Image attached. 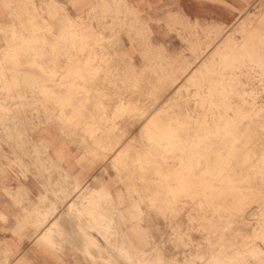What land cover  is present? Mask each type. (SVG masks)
Here are the masks:
<instances>
[{
	"label": "rangeland",
	"instance_id": "374dc122",
	"mask_svg": "<svg viewBox=\"0 0 264 264\" xmlns=\"http://www.w3.org/2000/svg\"><path fill=\"white\" fill-rule=\"evenodd\" d=\"M0 1L7 14L0 17V173L13 170L24 179L54 168L41 133L32 138L38 126L51 125L72 147L79 170L92 175L84 184L85 175L67 180L69 189L76 183L70 198L100 191L92 202L99 207L87 214L97 217L102 243L97 248L87 238L97 249L88 254L93 264H264V0H243L228 24L178 12L106 14L91 0ZM65 12L75 20L70 27ZM98 32L106 37H95ZM43 51L48 80L7 68ZM171 124L178 130L171 132ZM3 178L5 186L9 178ZM13 185L0 195L18 206L71 194L36 195L19 179ZM249 211L255 218L246 221Z\"/></svg>",
	"mask_w": 264,
	"mask_h": 264
},
{
	"label": "crops",
	"instance_id": "0c3cea01",
	"mask_svg": "<svg viewBox=\"0 0 264 264\" xmlns=\"http://www.w3.org/2000/svg\"><path fill=\"white\" fill-rule=\"evenodd\" d=\"M40 1L48 5L49 2L58 4L65 2V0H34L36 5ZM91 2L98 3L99 9H103L106 14L109 11H116L117 15L124 16L133 11L142 17L158 18L166 15L167 12H178L190 20H213L225 24L232 22L237 17V10L244 4L243 0H91ZM1 4L0 17L7 15L5 6ZM98 14H101V12L99 11ZM29 25L26 29L30 27ZM155 28L156 24H151V29L155 31ZM27 39H30L29 35H27ZM123 39L126 41L124 37ZM38 43L41 44L42 40H38ZM30 44L34 43L30 42ZM44 49H49L48 43L43 47ZM45 52L47 53V51ZM45 52L43 51L40 56L27 54L24 66L21 61H18L17 64L12 63L7 68L15 71L19 77L26 76V79L48 80L50 62L49 57L44 56L43 53ZM106 79H109V77ZM38 128L41 129L33 132L32 138L36 139L39 132L41 133L40 139H43L47 145L48 157L52 161L51 165H55L54 168L57 170L54 168L45 170L44 168L41 175L32 170L25 174L24 179L21 174L19 175L18 172L11 170L6 173L9 182H7L8 184L5 182V186L1 182L4 181L3 177L6 176L0 173V194H3L4 187L14 186L13 184H17V179H19L26 192H33L36 195L51 192L62 194L64 192L66 195L73 189V186L69 189V186L63 183L64 179L72 181L73 178L80 179L85 175V180H81V184H84L92 176L90 172L86 173L79 170L72 147L67 146L66 142H62L54 132L53 126L43 124ZM0 144H2L1 141ZM23 160L29 164V160ZM48 163L49 159L44 158L43 164L47 165ZM58 175L61 181L59 179L55 182L53 179L48 180L50 177L56 178ZM58 181L62 184L56 183ZM50 182L51 184H49ZM49 185H52V187ZM77 186L82 189L84 185H78L77 182ZM71 203H73L72 209L81 208L80 201L73 200L70 196L63 199V201L53 199L48 201L33 200L18 206L11 197L0 195V216L3 217L0 218V264H28V262L37 258L40 259L42 264H93L88 254L92 255V252L94 253L97 249L89 248L87 236L93 237L96 243H101L96 232L97 217L88 218L89 215L83 213L84 218L80 219L79 213L74 210L68 211ZM87 205L88 209L91 206L95 207L96 204ZM25 221L29 224L24 225L23 222ZM82 221H85V224ZM51 222H55L56 226L54 227L55 230L49 234L47 233V226ZM34 224L39 226L34 227ZM81 239L85 241L84 247ZM82 248H85L84 254L77 251V249L81 250ZM94 255L96 256V254Z\"/></svg>",
	"mask_w": 264,
	"mask_h": 264
},
{
	"label": "bare ground",
	"instance_id": "6f19581e",
	"mask_svg": "<svg viewBox=\"0 0 264 264\" xmlns=\"http://www.w3.org/2000/svg\"><path fill=\"white\" fill-rule=\"evenodd\" d=\"M63 16H64V18H65V25H66V27H70V26H72L73 24H75V23H73L75 20H74L73 18H71V17L67 14V12H65V13L63 14ZM116 17H117V16H116ZM3 36H4V34H3ZM94 36L97 37V38H99V39H102V38L106 37L105 35H103V34L100 33V32L96 33ZM3 40H4V39H3ZM217 40H218V39H217ZM35 42H36V41H35ZM37 42H38V41H37ZM37 42H36V43H37ZM104 42H105V41H104ZM214 42H215V41H214ZM31 45H34V44H31ZM105 45H106V44H105ZM214 45H215V44H214ZM209 47L211 48V46H209ZM99 49H100V48H99ZM99 52H100V51H99ZM101 52H103V51H101ZM103 54H104V53H103ZM99 55H100V54H99ZM102 56H103V55H102ZM218 58H219V57H218ZM91 59H93V56H88V57L84 60V63H85V64H88L89 61H91ZM101 59H105V58H102V57H101ZM108 59H109V58H108ZM106 60H107V59H106ZM101 61H102V60H101ZM108 61H109V60H108ZM104 62H105V61H104ZM104 62H102V63H104ZM225 62H226V61H225ZM217 63H218V62H217ZM101 65H102V64H101ZM224 65H225V64H224ZM105 66H107V65H105ZM88 67H89V65L86 66L87 69H89ZM225 67H226V65H225ZM102 69H103V68H102ZM104 69H106V68H104ZM80 70H81V69L78 68L76 71H80ZM191 70H192V68H191ZM104 71H105V70H104ZM189 72H190V71H189ZM84 73H85V72H84ZM86 73H87V72H86ZM98 73H99V72H98ZM212 73H213V72H212ZM93 74H94V72H93ZM96 74H97V73H96ZM99 74H100V73H99ZM109 74L112 75V73H110V72H109ZM185 74H186V73H185ZM87 76L89 77V75H87ZM87 76H86V77H87ZM94 76H95V75H94ZM186 76H187V75H186ZM102 77H103V76H102ZM104 77H105V76H104ZM100 78H101V77H100ZM67 80H68V79H67ZM88 80H89V79H88ZM189 80H191V79H189ZM97 81H98V80H97ZM99 81H100V80H99ZM101 81H102V79H101ZM175 81H176V79H175ZM65 82H66V81H65ZM69 82H70V81H69ZM179 82H180V81H179ZM139 83H140V82H139ZM175 83H177V81H176ZM188 83H189V82H188ZM63 84H64V83H63ZM92 84H93V83H92ZM173 84H174V83H173ZM178 85H179V84H178ZM169 86H170V84H169ZM81 87H82V86H81ZM173 87H177V86H173ZM177 88H179V86H178ZM177 88H176V90H178ZM171 89H172V88H171ZM131 90H132V89H131ZM93 91H95V90H93ZM101 91H102V90H101ZM129 91H130V90H129ZM129 91H128V93H127V92H126V93L129 94ZM173 91H174V93H175V90H173ZM86 92H87V91H86ZM130 92H131V91H130ZM170 92H171V91H170ZM80 93H81V92H80ZM126 93H125V94H126ZM214 93H215V92H214ZM163 94H164V93H163ZM167 94H169V93L167 92ZM165 95H166V94H165ZM165 95H164V96H165ZM169 95H170V94H169ZM125 96L127 97V95H125ZM160 96H161V92H160ZM160 96H159V97H160ZM164 96H161V98L164 97ZM172 96H173V95H172ZM128 97H129V96H128ZM170 97H171V96H170ZM158 99H159V98H158ZM164 99H165V98H164ZM168 99H170V98H168ZM173 99H174V98L172 97V100H173ZM118 100H119V98H118ZM133 100H134V99H133ZM133 100H131V101H133ZM160 100H161V99H160ZM165 100H166V99H165ZM161 101H162V100H161ZM166 101H168V100H166ZM170 101H171V100H170ZM136 102H137V101H136ZM146 102H147V101H146ZM156 102H157V101H156ZM156 102H155V103H156ZM162 102H164V101H162ZM162 102H161V103H162ZM99 103H100V102H96V105H99ZM131 103H132V102H131ZM155 103H154V104H155ZM158 103H159V100H158ZM64 104H65V103H64ZM123 104H125V103H123ZM104 105H105V104H104ZM163 105H164V104H163ZM163 105H162V106L159 105V106H160L159 110H161V109L164 107ZM165 105H167L166 102H165ZM140 106H141V105H140ZM152 106H153V105H152ZM152 106H151V107H152ZM154 107H156V104L154 105ZM154 107H153V108H154ZM161 107H162V108H161ZM107 108H108V107H107ZM156 108H158V105H157ZM139 109H140V108H139ZM142 109L144 110V108H142ZM103 110H104V109H103ZM105 110H106V109H105ZM154 110H155V109H154ZM154 110H151V111L154 112ZM157 110H158V109H157ZM165 111H166V110H165ZM168 111H169V110H168ZM172 111H173V110H172ZM238 111H239V109H238ZM110 112H111V111H110ZM170 112H171V111H170ZM141 113H142V112H141ZM65 114H66V113H65ZM109 114H110V113H109ZM152 114H153V113H152ZM152 114H151V115H152ZM154 114H155V113H154ZM162 114H163V113H162ZM165 114H166V112H165ZM167 114H169V112H167ZM91 115H94V114H91ZM91 115H90V117H91ZM151 115L149 114V116H151ZM245 115H247V114H245ZM147 116H148V114H147ZM147 116H145L144 118H146ZM149 116H148V117H149ZM148 117H147V118H148ZM250 117H251V116H250ZM144 118H143V119H144ZM143 119H142V120H143ZM172 119L174 120V118H172ZM176 119H177V118H176ZM242 119H243V118H242ZM147 120H148V119H146V121H147ZM149 120H152V118H150ZM149 120H148V121H149ZM205 120H206V119H205ZM143 122H144V121H143ZM168 122L170 123V122H172V121H169V119H168ZM240 123H241V122H240ZM135 124H136V123H135ZM146 124H148V123H146ZM201 124H202V123H201ZM137 125H138V124H137ZM140 125H141V124H140ZM169 125H170V124H169ZM169 125L167 124L166 126H169ZM175 125H177V124L175 123ZM147 126L149 127V125H147ZM79 127H80V126H79ZM143 127H144V126H143ZM171 127L174 128V129L169 128V129H171V132H172V130H174V131L178 130V129L175 130V126H172V124H171ZM189 127H190V126H189ZM207 127H208V126H207ZM262 127H263V126H262ZM262 127H259V128H262ZM136 128H137V126L135 125V128H134L133 130H135ZM139 128H140V126H139ZM139 128H138V129H139ZM131 129H132V128H131ZM150 129H151V128H150ZM179 129H180V127H179ZM208 130H209V129H208ZM137 131H139V130H137ZM137 131H135V133H137ZM140 131H141V130H140ZM128 132H129V129H128ZM177 132H178V131H177ZM193 132H194V131H193ZM135 133H134V134H135ZM167 133H170V132H167ZM180 133H181V131H180ZM129 134H130V133H129ZM129 134H128V135H129ZM165 134H166V133H165ZM177 134H178V133H177ZM132 135H133V134H132ZM132 135H131V136H132ZM139 135H140V134H138V136H139ZM142 135H143V134H142ZM144 135H145V134H144ZM156 135H157V134H156ZM166 135H167V134H166ZM190 135H191V134H190ZM194 135H195V134H194ZM194 135H193V136H194ZM226 135H227V134H226ZM129 136H130V135H129ZM170 136H171V135H169V137H170ZM223 136H224V135H223ZM139 137L141 138V136H139ZM139 137H138V138H139ZM172 137H173V136H172ZM181 137H182V136H181ZM185 137H187V136H185ZM126 138H127V137H126ZM152 138H153V137H152ZM158 138H160V137H158ZM174 138H175V136H174ZM188 138H189V137H188ZM190 138H191V136H190ZM127 139H128V138H127ZM141 139H142V138H141ZM153 139H154V138H153ZM197 139H198V138H197ZM156 140H157V139H156ZM235 140H236V139H235ZM142 141H145V140L143 139ZM186 141H188V143H190V142H189L190 140H186ZM205 141H206V140H205ZM223 141H224V140H223ZM236 141H237V140H236ZM236 141H235V142H236ZM122 142H123V141H122ZM124 142H125V139H124ZM137 142H138V141H137ZM182 142H183V141H182ZM182 142H181V143H182ZM235 142L233 141V143H235ZM233 143H231V144H233ZM255 143H256V142H255ZM121 144H122V143H121ZM246 144H247V143H246ZM144 145L147 146L146 142H145ZM164 145H165V144H164ZM185 145H187V144H185ZM253 145H254V144H253ZM255 145H257V144H255ZM156 146H159V145H156ZM183 146H184V145H183ZM189 146H190V145H189ZM193 146H194V143H193ZM196 146H197V145H196ZM196 146H195V147H196ZM243 146H244V145H243ZM251 146H252V145H251ZM118 147H119V146H118ZM118 147H117V149H118ZM187 147H188V146H187ZM190 147H191V146H190ZM244 147H245V146H244ZM160 148H161V147H160ZM198 148H199V146H198ZM229 148H230V147H229ZM242 148H243V147H242ZM247 148H248V147H247ZM249 148H250V147H249ZM255 148H256V147H255ZM117 149H116V150H117ZM199 149H200V148H199ZM118 150H119V149H118ZM118 150H117V151H118ZM167 150H169V149H167ZM229 150H231V148H230ZM255 150H256V149H255ZM187 151H188V150H187ZM194 151H195V150H194ZM240 151H242V149H241ZM183 152H184V151H183ZM242 152H243V151H242ZM235 153H236V152H235ZM188 154H190V153L188 152ZM178 155H179V154H178ZM182 155H184V154H182ZM186 155H187V153H186ZM210 155H211V154H210ZM231 155H232V154H231ZM188 156H189V155H188ZM180 157H181V156H180ZM189 157H190V156H189ZM189 157H188V158H189ZM182 158H183V157H182ZM184 158H186V157L184 156ZM184 158H183V159H184ZM234 158H235V157H234ZM225 159H226V157H225ZM246 159H247V158H246ZM135 160H136V159H135ZM184 160L186 161V159H184ZM184 160H183V162H184ZM235 160H236V159H235ZM180 161H181V160H180ZM236 161H237V160H236ZM259 161H260V159H259ZM263 162H264V161H263ZM263 162H262V163H263ZM222 163H223V162H222ZM230 163H231V162H230ZM183 164H184V163H183ZM185 164H186V162H185ZM143 165H144V164H143ZM143 165H142V166H143ZM231 165L233 166L234 164L231 163ZM231 165H230V166H231ZM189 167H190V166H189ZM234 167H235V166H234ZM203 168H204V166H203ZM203 168H202V169H203ZM217 168H218V167H217ZM223 168H224V167H223ZM252 169H253V168H252ZM218 170H219V169H218ZM224 170H225V169H223V172H224ZM229 170H230V169H229ZM232 170H233V169H232ZM259 170H260V169H259ZM144 171H145V170H144ZM215 171H216V170H215ZM220 171H222V170H220ZM230 171H231V170H230ZM230 171H228V172H230ZM260 171H261V170H260ZM196 172H197V171H196ZM226 172H227V171H226ZM220 173H221V172H220ZM234 173H235V172H234ZM216 174H217V173H216ZM218 174H219V172H218ZM222 174H223V173H222ZM224 174H225V173H224ZM219 175H220V174H219ZM225 175H228V174L226 173ZM234 175H235V174H234ZM220 176H221V175H220ZM223 176H224V175H223ZM223 176H222V177H223ZM240 177H241V176H240ZM224 178H225V177H224ZM242 178H243V177H242ZM218 179H219V176H218ZM225 179H227V177H226ZM230 179H231V178H230ZM219 180H220V179H219ZM68 181H69V180H68ZM68 181H67L66 179H64V180H63V183H65V185H66ZM240 181H241V180H240ZM238 182H239V181H238ZM73 183H74V184H73V185H74L73 187L76 188V183H75V182H73ZM213 183H214V182H213ZM171 184H172V183H171ZM174 184H175V183H174ZM221 184H222V183H221ZM213 185H214V184H213ZM219 185H220V184H219ZM225 186H226V185H225ZM172 187H173V186H172ZM208 187H209V186H208ZM210 187H211V186H210ZM246 187H247V186H246ZM237 189H238V188H237ZM98 190H99L98 188H95V187H94V188H90V189H88V190L85 191V193L81 196V198H80V200H79V201H80V204H81V205H80L81 208L78 207V209H79L78 211L81 210V212H82V213H85V214H88V213L90 212L89 209H87V206H88L87 204H91V203L97 198V194L100 192V191H98ZM240 191H241V190H240ZM69 193L72 194V195H71V194L69 195V196H71V197L74 195V193H72L71 191H70ZM69 193H68V194H69ZM171 193H172V192H171ZM101 194H102V193H101ZM55 195L58 197L59 194L56 193ZM102 195H104V193H103ZM172 196H173V195H172ZM103 197H104V196H103ZM64 198H65V196H64ZM100 198H101V197H100ZM55 199H56V198H55ZM71 199H72V198H71ZM97 199H98V198H97ZM63 203H64V202H63ZM66 203H67V202H66ZM97 205H98V203H96L95 207H99V206H97ZM72 206H73V203H71L70 208L68 209V211L71 212V211L73 210V209L71 208ZM102 206H103V205H102ZM93 207H94V206H93ZM60 209H61V208H60ZM59 211H61V210H59ZM65 213H66V212H65ZM68 213H69V212H68ZM57 214H58V213H57ZM90 216H91V215H90ZM90 216H88V218H90ZM64 217H65V216H64ZM52 218H53V217H52ZM66 218H67V217H66ZM243 218H244V220H246V221H251V220H253V219L255 218V213H254L253 211H249L248 213L245 214V216H244ZM58 219H59V218H58ZM49 221H50V220H49ZM46 223H47V222H46ZM44 225H45V224H44ZM55 226H56V223H55V222H51V223L47 226V233L50 234L51 232H53V231L55 230V228H54ZM75 229H76V228H75ZM80 234H82V233H80ZM254 234H256V233H254ZM82 235H83V234H82ZM37 237H38V236H37ZM87 237H88V238H91V239H94L93 237H90V236H87ZM256 238H257V237H256ZM35 239H36V238H35ZM37 239H39V238H37ZM40 240H41V239H40ZM263 241H264V240H263ZM244 243H245V242H244ZM99 245H100V244L97 243V244H96V247L99 246ZM97 248H99V247H97ZM226 248H227V247H226ZM224 249H225V248H224ZM235 252H236V251H235ZM236 253H239V252H236ZM253 254H254V253H253ZM224 255H225V254H224ZM234 256H235V255H234ZM234 256H233V257H234ZM237 256H238V255H237ZM237 256H236V257H237ZM227 259H228V258H227ZM215 260H216V259H215ZM217 260H218V259H217ZM225 261H226V260H225ZM225 261H224V262H225ZM212 262H213V261H212ZM215 262H217V261H215ZM222 262H223V261H222ZM144 263H145V262H144ZM182 264H183V263H182ZM222 264H223V263H222Z\"/></svg>",
	"mask_w": 264,
	"mask_h": 264
},
{
	"label": "snow or ice",
	"instance_id": "6c2138e0",
	"mask_svg": "<svg viewBox=\"0 0 264 264\" xmlns=\"http://www.w3.org/2000/svg\"><path fill=\"white\" fill-rule=\"evenodd\" d=\"M38 255H39V254H38ZM28 264H42V262L40 261L39 258H37V259L34 260V261H30V262H28ZM160 264H163V262H160Z\"/></svg>",
	"mask_w": 264,
	"mask_h": 264
}]
</instances>
